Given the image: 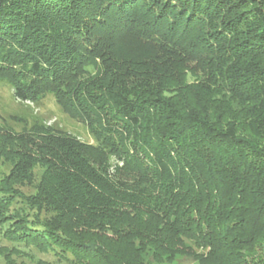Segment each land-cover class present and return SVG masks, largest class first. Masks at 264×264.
Masks as SVG:
<instances>
[{
    "label": "trees",
    "instance_id": "trees-1",
    "mask_svg": "<svg viewBox=\"0 0 264 264\" xmlns=\"http://www.w3.org/2000/svg\"><path fill=\"white\" fill-rule=\"evenodd\" d=\"M258 57L264 0H0V81L21 103L52 96L95 136L85 143L38 118L16 134L0 127L17 143L0 150L17 160L0 178V204L16 195L51 215L16 216L8 238L83 264L89 251L104 264H206L219 251L228 260L213 264H246L257 247L262 256L264 192L242 204L252 141L241 146L224 111L212 123L188 111L175 84L194 66L220 91L251 95L264 67L224 64ZM35 156L45 171L38 195L24 198L11 183Z\"/></svg>",
    "mask_w": 264,
    "mask_h": 264
},
{
    "label": "rangeland",
    "instance_id": "rangeland-1",
    "mask_svg": "<svg viewBox=\"0 0 264 264\" xmlns=\"http://www.w3.org/2000/svg\"><path fill=\"white\" fill-rule=\"evenodd\" d=\"M225 41L224 45L228 48L231 43L228 38ZM224 66L231 68L230 71L233 73L241 70L247 71L248 68H251L250 66H253L251 69L255 70V74H257L259 68L264 67V57H258L250 61L235 62L234 64H224ZM193 67H191L192 70L186 68L180 80L175 83L177 85L184 84V94L183 96L180 95L185 100L184 105L188 111L196 113L199 111L211 123L213 119H218L217 114L220 113L219 111H224L223 121L234 120L237 135L242 139L243 145L241 146H245L244 143L248 140L252 141L255 148L254 150L249 149V159H251L255 167H253L254 169L251 168V176L247 177L248 181L245 180L246 187H244L247 191L242 199V204H255L258 201L251 194V191L259 189L264 192V79H260L256 83L251 95L247 94V91L242 90L230 94L222 92L211 85L205 80L203 74ZM169 96V94H164L166 99ZM233 101H236L234 106L236 109L235 114L228 109L231 107L230 104L234 103ZM35 118L45 121L46 126L61 128L64 132L76 136L82 142L95 144V136L82 123L63 114L52 96H45L38 106L29 102L21 103L14 98L13 90L10 86L0 81V127L16 134L25 128L28 129L33 126ZM251 123L259 129V137H255L254 133L251 132L249 127ZM13 145L16 149V142L9 143L4 137H0V150L4 146L11 148ZM34 158L35 160L32 162L29 174H18L11 183L14 185L13 192H18L24 198L38 195V184L45 171V167L39 162V159L36 156ZM11 161L13 160H10L6 155L5 157L0 156V178L7 176L13 170L17 160H14L13 163H10ZM216 163H219V166L223 165L222 160ZM10 199L12 200L11 204H0V264H83L74 259L70 253L62 255L59 250L54 249V246L41 249L25 241L23 237H18L17 239L8 238V236H11L8 231L11 229V223L16 216L28 217L34 224L36 222L45 223L51 218L49 209L46 210L44 208L40 211L36 206L27 204L25 200L18 198L16 195ZM10 217L13 218L12 221L7 219ZM28 226L31 227V225ZM36 228V230L41 229ZM107 236L111 238L110 234ZM255 250L261 251L260 247ZM255 250L243 253L242 255L248 256L243 259V262L246 264H264V253L261 256L258 252L255 253ZM262 252H264V246ZM224 254L223 251H219L212 256V260L227 261L228 259H225ZM80 256L85 258L84 264H104L97 254L90 251ZM126 258L130 259L132 256L127 255ZM143 258L147 260L148 256H143ZM213 261L206 264H213ZM172 264L198 263L183 259L180 263L173 262Z\"/></svg>",
    "mask_w": 264,
    "mask_h": 264
}]
</instances>
